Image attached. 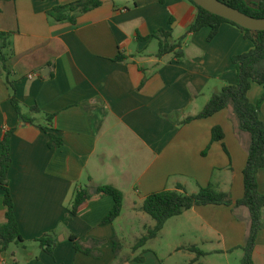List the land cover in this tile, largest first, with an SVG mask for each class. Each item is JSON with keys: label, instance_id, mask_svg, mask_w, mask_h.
Here are the masks:
<instances>
[{"label": "crops", "instance_id": "1", "mask_svg": "<svg viewBox=\"0 0 264 264\" xmlns=\"http://www.w3.org/2000/svg\"><path fill=\"white\" fill-rule=\"evenodd\" d=\"M83 0H0V32L11 33V80L23 113L36 124L22 123L11 102L5 77H0V154L7 130L16 128L11 142L10 189L20 233L25 241L9 255L18 264H242L250 225L245 207H195L170 219L160 235L133 251L156 221L142 211L155 192L189 194L213 185L237 202L244 197V170L250 135L242 132L229 110L181 125L201 113L214 93L236 85L232 59L254 48L237 27L223 24L212 42L205 28L184 44L185 58L157 57L156 40L140 41L165 29L175 39L186 34L197 10L187 0H104L78 18L76 25L56 23L47 12ZM173 19V22L170 20ZM123 57L124 60H119ZM44 72L46 76H44ZM34 75L33 78H29ZM264 85L254 84L248 97L254 104ZM37 107L54 115L49 126ZM264 121V104L260 113ZM222 128L224 140L212 132ZM63 139L51 148L50 134ZM264 194V169L258 173ZM111 185L124 194L122 215L102 222L114 206L112 197H95L78 213H70L77 189ZM264 215V214H263ZM6 222L0 189V227ZM57 231L55 257L35 240ZM95 248L100 258L77 253L69 235ZM132 240L130 254L116 258L113 238ZM62 238V240L60 239ZM130 238V239H129ZM207 255L197 260L188 250ZM143 257L144 262L134 259ZM264 264V217L253 255ZM0 264L9 260L0 253Z\"/></svg>", "mask_w": 264, "mask_h": 264}, {"label": "trees", "instance_id": "2", "mask_svg": "<svg viewBox=\"0 0 264 264\" xmlns=\"http://www.w3.org/2000/svg\"><path fill=\"white\" fill-rule=\"evenodd\" d=\"M16 1V0H8ZM197 10L195 21L190 25L186 34L175 39L172 32L160 29L155 31L151 36L142 38L138 36L140 41L156 40L159 43V51L157 57H163L173 54L177 62L183 61L185 58L184 44L186 39L205 28H209L211 33L208 41L212 42L218 35L223 24H230L240 29L245 37L254 44L253 50L249 53L235 56L232 61L238 75V83L236 85L225 86L220 92L214 93L201 113L194 117H188L181 125H186L195 120H203L214 116L215 114L229 110L232 119L237 123L238 128L250 135L251 143L248 150V161L244 170V197L234 202L228 193L218 191L213 185L201 187L196 194H189L186 189L179 185L174 191H160L149 195L142 207V211L151 216L156 221V226L148 229L145 236L137 241L133 247V251L144 248L151 240L157 238L166 223L174 218L183 215L185 212L200 206H226L240 208L245 207L250 212V225L246 238V243L241 249L244 251L242 264H255L253 255L256 248V242L260 231L263 228L264 217V194L259 191L258 173L264 169V121L260 117L262 106L264 104V94L256 104L252 103L248 97V93L254 84L264 85V31L254 32L237 25L234 22L217 16L202 7L198 6L192 0H187ZM229 7L237 9L248 16L264 19V0H218ZM104 0H83L76 3L61 5L48 11V16L56 23H71L76 25L78 18L86 13L98 9L103 5ZM173 22V19L170 20ZM12 34L0 32V77H5L6 84L11 92V102L16 110L18 119L22 123L37 126L42 132L48 133V129L44 126L36 124L31 115L23 113V108L17 98L14 82L11 80V71L8 68V62L13 54ZM119 60H124L119 57ZM31 114H42L46 123L53 126L55 120L54 115L43 114L39 108L32 107L29 109ZM16 128L9 129L5 132L2 141V150L0 154V189L4 192V205L6 209V222L0 227V253L4 254L9 260V264H18L11 260L9 255L10 248L15 245L25 244L21 236L20 228L17 222L12 192L9 182V171L12 167L11 142L15 135ZM50 134V147L60 148L64 142L62 138ZM212 140L214 142H222L224 140V132L222 128L216 127L212 132ZM112 197L114 206L109 214L105 217L102 224L114 223L123 213L124 194L111 185L105 186H87L77 189L74 194L72 208L70 213L73 216L78 215L80 210L95 197ZM69 240L74 244L77 253L100 258V254L95 252V248L101 247L104 242L92 240L91 245H86L81 238L75 234H70ZM36 243L50 256L55 257V250L59 244V234L57 231L49 232L41 238L35 240ZM114 253L119 258L122 250V244L117 236L113 238ZM188 250L197 254V260L207 254L197 247L193 246ZM135 262H144L143 257H137ZM123 262H120L122 264ZM192 262V264H194Z\"/></svg>", "mask_w": 264, "mask_h": 264}, {"label": "water", "instance_id": "3", "mask_svg": "<svg viewBox=\"0 0 264 264\" xmlns=\"http://www.w3.org/2000/svg\"><path fill=\"white\" fill-rule=\"evenodd\" d=\"M198 6L203 9L220 16L226 20L236 23L237 25L243 27L244 29L263 32L264 31V19H257L246 15L245 13L229 7L228 5L218 1V0H192ZM44 76L46 73L44 72ZM62 240V238H60Z\"/></svg>", "mask_w": 264, "mask_h": 264}, {"label": "rangeland", "instance_id": "4", "mask_svg": "<svg viewBox=\"0 0 264 264\" xmlns=\"http://www.w3.org/2000/svg\"><path fill=\"white\" fill-rule=\"evenodd\" d=\"M130 239V238H129ZM131 239L130 240H127V242L123 243L121 242L122 244V250L120 252V255H121V258L124 257L126 254H130V252H132V250L129 248V244L131 243Z\"/></svg>", "mask_w": 264, "mask_h": 264}, {"label": "built area", "instance_id": "5", "mask_svg": "<svg viewBox=\"0 0 264 264\" xmlns=\"http://www.w3.org/2000/svg\"><path fill=\"white\" fill-rule=\"evenodd\" d=\"M33 77H34V75H30V76H29V78H33Z\"/></svg>", "mask_w": 264, "mask_h": 264}]
</instances>
